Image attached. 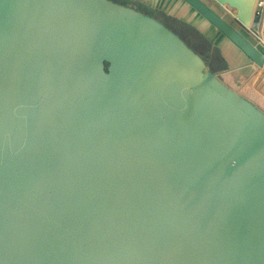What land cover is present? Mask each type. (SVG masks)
Returning a JSON list of instances; mask_svg holds the SVG:
<instances>
[{
  "label": "water",
  "instance_id": "obj_1",
  "mask_svg": "<svg viewBox=\"0 0 264 264\" xmlns=\"http://www.w3.org/2000/svg\"><path fill=\"white\" fill-rule=\"evenodd\" d=\"M0 264H264V111L150 13L0 0Z\"/></svg>",
  "mask_w": 264,
  "mask_h": 264
},
{
  "label": "crops",
  "instance_id": "obj_2",
  "mask_svg": "<svg viewBox=\"0 0 264 264\" xmlns=\"http://www.w3.org/2000/svg\"><path fill=\"white\" fill-rule=\"evenodd\" d=\"M160 19H175L193 27L203 37L208 46L205 61L218 77L237 90L264 111V70L259 67L229 37L212 24L184 0H117ZM238 31L251 40L264 53V47L258 45L233 18L222 13L220 5L213 0H202ZM263 11L264 5L255 8ZM223 9V8H222ZM254 14V13H253ZM164 22V21H163Z\"/></svg>",
  "mask_w": 264,
  "mask_h": 264
},
{
  "label": "trees",
  "instance_id": "obj_3",
  "mask_svg": "<svg viewBox=\"0 0 264 264\" xmlns=\"http://www.w3.org/2000/svg\"><path fill=\"white\" fill-rule=\"evenodd\" d=\"M258 20L262 19V14L257 16ZM166 25L177 32L195 51L204 59H207L208 46L203 37L193 27L173 19H162ZM241 92V91H239Z\"/></svg>",
  "mask_w": 264,
  "mask_h": 264
},
{
  "label": "built area",
  "instance_id": "obj_4",
  "mask_svg": "<svg viewBox=\"0 0 264 264\" xmlns=\"http://www.w3.org/2000/svg\"><path fill=\"white\" fill-rule=\"evenodd\" d=\"M216 1V0H215ZM217 2V1H216ZM219 3V2H217ZM221 5L222 8H224L225 10H227L229 12V14L232 16L231 18H233L235 21H237L239 23V25L241 26V28L260 46L264 47V36L262 33V19L258 20L257 16L262 14L263 15V11L259 8H256L254 11V14L252 16L251 21L248 24H244L243 22H241L230 10L229 7H227L226 5H223L221 3H219ZM257 4L258 7H262L264 5V0H257Z\"/></svg>",
  "mask_w": 264,
  "mask_h": 264
},
{
  "label": "rangeland",
  "instance_id": "obj_5",
  "mask_svg": "<svg viewBox=\"0 0 264 264\" xmlns=\"http://www.w3.org/2000/svg\"><path fill=\"white\" fill-rule=\"evenodd\" d=\"M214 2H216L215 0H213ZM217 3V2H216ZM219 4V3H218ZM220 5V4H219ZM220 7H221V5H220ZM221 9V11H222V13H224V15L226 16V17H228V18H230V17H232L230 14H229V12L227 11V10H225L224 8L222 9V8H220Z\"/></svg>",
  "mask_w": 264,
  "mask_h": 264
}]
</instances>
